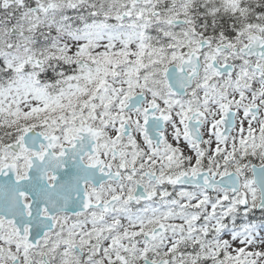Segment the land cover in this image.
Wrapping results in <instances>:
<instances>
[{
    "label": "snow or ice",
    "instance_id": "snow-or-ice-1",
    "mask_svg": "<svg viewBox=\"0 0 264 264\" xmlns=\"http://www.w3.org/2000/svg\"><path fill=\"white\" fill-rule=\"evenodd\" d=\"M0 264H264V0H0Z\"/></svg>",
    "mask_w": 264,
    "mask_h": 264
}]
</instances>
